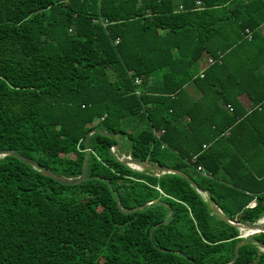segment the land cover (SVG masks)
I'll use <instances>...</instances> for the list:
<instances>
[{"label":"trees","instance_id":"1","mask_svg":"<svg viewBox=\"0 0 264 264\" xmlns=\"http://www.w3.org/2000/svg\"><path fill=\"white\" fill-rule=\"evenodd\" d=\"M262 25L264 0H0V151L38 164L0 157V264H229L238 228L122 156L263 219ZM86 150L78 184L41 170L75 179ZM251 238L233 264H264Z\"/></svg>","mask_w":264,"mask_h":264},{"label":"water","instance_id":"2","mask_svg":"<svg viewBox=\"0 0 264 264\" xmlns=\"http://www.w3.org/2000/svg\"><path fill=\"white\" fill-rule=\"evenodd\" d=\"M91 134V131H89L83 142L85 143L88 136ZM102 134L104 135H108L107 133H104L102 132ZM117 137V144L112 147V149H114L117 145H119V137ZM88 153L89 151L86 150L85 151V163L82 167V172L80 174L79 177L75 178V179H66V178H61L60 176L56 175L55 173H53L52 171L42 167L41 170L43 171V173L52 178L53 180L57 181L58 183L60 184H63V185H75V184H78L82 181H84L85 179H87V177H85V168H86V163H87V158H88ZM5 155H11L12 157L18 159L19 161L21 162H25V163H29L31 165H33L34 167H38V164L28 158V157H25V156H21V155H18L16 154L13 150H9V151H0V157H3ZM123 162L125 164H127L130 168H132V166H136L138 169L136 170H148V171H152V172H155V173H177L179 176H181L182 178H184L190 186H192L201 196H205V199L206 201L208 202L209 204V208L210 210L212 211V213L214 215H216L217 217H219L220 219L224 220L225 222L231 224V225H234L236 226L238 229H245V230H250L251 232L246 235L245 237H241L242 238V241H240L235 247H234V258L233 260L229 263V264H233L234 261L236 260L237 258V250L240 246L246 244L248 241H253V239L251 238L252 235H256V234H260V233H264V224H261V223H258V222H253V223H234L232 221H230V219L225 216L224 214L221 213V211L217 208V206L214 204L210 194H209V191L208 190H202L200 189L193 181H191L182 171H179V170H172L166 166H162V165H153V164H149L147 163L146 161H134L132 160L130 157H125L123 158ZM122 161V160H120ZM134 169V168H133ZM147 206V204H143L141 206H138V207H135V208H132L130 210H127L126 212L127 213H130L132 211H135V210H138V209H141L143 207ZM172 218V213L170 215V217L167 219V221L163 222L164 224L167 223L168 221H170ZM157 225H155L156 227ZM256 244L258 245L259 249L264 252V245L261 244V243H257Z\"/></svg>","mask_w":264,"mask_h":264},{"label":"crops","instance_id":"3","mask_svg":"<svg viewBox=\"0 0 264 264\" xmlns=\"http://www.w3.org/2000/svg\"><path fill=\"white\" fill-rule=\"evenodd\" d=\"M197 95V94H196ZM239 101L241 102L242 106L244 107V109L248 110L249 109V99L245 94H242L241 96H239ZM229 130H226V132L224 133V135L228 134Z\"/></svg>","mask_w":264,"mask_h":264},{"label":"rangeland","instance_id":"4","mask_svg":"<svg viewBox=\"0 0 264 264\" xmlns=\"http://www.w3.org/2000/svg\"><path fill=\"white\" fill-rule=\"evenodd\" d=\"M111 151L113 152L114 150L112 149ZM122 158H124V157L122 156ZM202 197L205 199V196L204 195ZM261 221H262V219L258 220L257 222L260 223ZM261 224H264V223H261ZM238 230H239V233H240V237H243V234H244L243 231L245 229H238ZM96 254H97V252L94 254V258L95 259L98 258V255H96Z\"/></svg>","mask_w":264,"mask_h":264},{"label":"built area","instance_id":"5","mask_svg":"<svg viewBox=\"0 0 264 264\" xmlns=\"http://www.w3.org/2000/svg\"><path fill=\"white\" fill-rule=\"evenodd\" d=\"M197 5H200V2H197ZM261 28L262 29H264V25H262L261 26ZM247 33H248V31H246ZM248 36H249V34H248ZM250 37V36H249ZM200 76H202V74H200ZM134 82H138V79H135L134 80ZM156 136H158V134H156ZM206 146L205 145H202V148L204 149ZM111 150H112V148H111ZM194 159V157L192 158V160ZM198 170H200L199 168H198Z\"/></svg>","mask_w":264,"mask_h":264},{"label":"bare ground","instance_id":"6","mask_svg":"<svg viewBox=\"0 0 264 264\" xmlns=\"http://www.w3.org/2000/svg\"><path fill=\"white\" fill-rule=\"evenodd\" d=\"M132 168L138 169L136 166H132ZM260 223H264V217H263V219H262V221ZM250 232H251L250 230H244L243 231V233H244L243 234V237H245L246 235H248Z\"/></svg>","mask_w":264,"mask_h":264}]
</instances>
